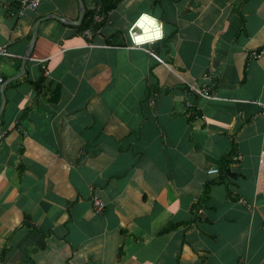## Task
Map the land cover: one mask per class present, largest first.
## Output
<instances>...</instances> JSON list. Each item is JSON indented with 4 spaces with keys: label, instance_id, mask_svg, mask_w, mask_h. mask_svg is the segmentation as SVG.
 I'll return each instance as SVG.
<instances>
[{
    "label": "crops",
    "instance_id": "obj_1",
    "mask_svg": "<svg viewBox=\"0 0 264 264\" xmlns=\"http://www.w3.org/2000/svg\"><path fill=\"white\" fill-rule=\"evenodd\" d=\"M82 1L0 0V264H264V0Z\"/></svg>",
    "mask_w": 264,
    "mask_h": 264
},
{
    "label": "built area",
    "instance_id": "obj_2",
    "mask_svg": "<svg viewBox=\"0 0 264 264\" xmlns=\"http://www.w3.org/2000/svg\"><path fill=\"white\" fill-rule=\"evenodd\" d=\"M10 1H14V2L16 1L19 4V7H20L19 14L20 15L22 14L23 10L35 11L38 8V6L40 5V2H41V0H10ZM140 15L135 19V21L130 25V27L127 30V35H128L129 41H130V46L136 47V48H147V47H149L151 45H154V44L162 41L164 36L161 39H158V40H155V41H152V42H147V43H145L143 45H136L135 44V42H134V40L132 38L133 34H140V33L143 32V29L139 25H136L135 27H133V25L135 24L136 20L140 17ZM101 20H102V17L96 14L95 17H94L95 23H98ZM84 34L86 36H91V31L90 30H85ZM261 54L264 55V48L259 53L254 52L253 55L254 56H259ZM8 55H9V52L7 50V46L6 45H0V58L6 57ZM3 83H4V78L0 75V86ZM202 94L204 96H206V97H211L208 92H202ZM261 106H262V110H263V113H264V104H262ZM1 136H2V134H0V138H1ZM238 159H240L239 156H234L232 158L233 161L238 160ZM259 162H260L261 168H264V150L260 154ZM218 173H219V170L217 168H215V167L210 168V169L207 170V174L208 175H216ZM93 202H94V205L98 207V209H102L103 208V203L98 198H94Z\"/></svg>",
    "mask_w": 264,
    "mask_h": 264
},
{
    "label": "clouds",
    "instance_id": "obj_3",
    "mask_svg": "<svg viewBox=\"0 0 264 264\" xmlns=\"http://www.w3.org/2000/svg\"><path fill=\"white\" fill-rule=\"evenodd\" d=\"M136 25H139L143 29L142 33L133 34L132 38L136 45H143L147 42L161 39L165 34L163 21L148 12L140 15L133 27Z\"/></svg>",
    "mask_w": 264,
    "mask_h": 264
},
{
    "label": "water",
    "instance_id": "obj_4",
    "mask_svg": "<svg viewBox=\"0 0 264 264\" xmlns=\"http://www.w3.org/2000/svg\"><path fill=\"white\" fill-rule=\"evenodd\" d=\"M77 2L79 4V17H78L77 20H71V19H68V18L60 17V16L55 15V14L48 15V16L42 18V20L53 18V19H56V20L62 22L63 24L72 25V26H80L82 24L83 17H84V14H85V7H84V3H83L82 0H77ZM40 22H41V20H38L35 23V25H34L32 38H31L30 44H29V46L27 48V51H26V53L24 55V58L22 60V66H21L20 72H18V74H16L15 76L9 78L6 82H4L0 86V92H1V95H2V105H1V108H0V113H1L2 108L4 107V103H5L4 87H5V85L7 83H9V82H11L13 80H16L19 77H21L22 74L24 73V71H25V63H26V60L29 58V56L31 54V51H32V48L34 46V43H35V40H36V36H37V31H38V25H39Z\"/></svg>",
    "mask_w": 264,
    "mask_h": 264
},
{
    "label": "trees",
    "instance_id": "obj_5",
    "mask_svg": "<svg viewBox=\"0 0 264 264\" xmlns=\"http://www.w3.org/2000/svg\"><path fill=\"white\" fill-rule=\"evenodd\" d=\"M120 0H103L100 4V11L102 14H107L113 7H115ZM100 14V13H99ZM99 28V24L94 22V15L92 12H85L82 24L78 29L84 30H97Z\"/></svg>",
    "mask_w": 264,
    "mask_h": 264
}]
</instances>
